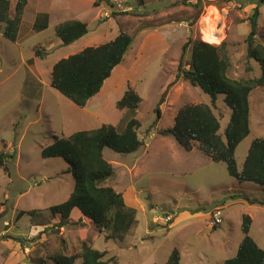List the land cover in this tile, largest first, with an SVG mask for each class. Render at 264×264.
<instances>
[{"label": "rangeland", "instance_id": "1", "mask_svg": "<svg viewBox=\"0 0 264 264\" xmlns=\"http://www.w3.org/2000/svg\"><path fill=\"white\" fill-rule=\"evenodd\" d=\"M27 2L29 11L39 8L51 15L39 14L44 24L48 20V28L20 45L0 35V152L11 155L5 160L7 170L0 168V264L2 260L55 264L57 255L80 254L83 244L105 252L102 261L107 264H166L173 250L180 254V264H223L235 256L243 239V215L251 218L249 236L264 250V206L253 202L262 200L261 187L230 177L226 164L210 161L196 143L188 152L171 135L162 134L172 128L183 105L201 103L211 107L219 133L224 132L230 109L223 96L218 95L212 106L208 95L182 80L173 83L174 77L182 47L193 40L212 45L225 41L229 76L258 78L260 66L246 59L245 44L248 20L258 0H143V6L138 0H126L122 3L130 8L126 13L111 7L112 0ZM258 12L255 39L263 43L264 0ZM71 21L84 23L87 34L61 45L55 30ZM120 33L131 37V46L91 98L88 110L118 131L131 118L138 122L141 146L135 152L122 155L103 150L113 175L102 186L120 193L124 203L136 210L135 223L121 242L105 241V234H99L77 210L70 215L73 224L57 227L49 208L69 197L74 180L67 172V161L40 156L52 137L65 135L66 124L72 120L64 110L60 112L57 97L47 92L52 66ZM190 54L189 48L185 60ZM128 81L141 98L134 111L116 107ZM249 113L250 132L234 154L238 171L253 139H264V88L251 93ZM218 207L222 221L213 226L209 216ZM21 211L32 214L21 216Z\"/></svg>", "mask_w": 264, "mask_h": 264}, {"label": "trees", "instance_id": "2", "mask_svg": "<svg viewBox=\"0 0 264 264\" xmlns=\"http://www.w3.org/2000/svg\"><path fill=\"white\" fill-rule=\"evenodd\" d=\"M26 2L27 0H16L11 16L10 2L0 0V35L6 40L16 41ZM108 4L111 7L115 5L113 2ZM257 4L248 20L250 32L245 44L246 59L255 61L260 66L261 75L258 78L237 80L229 76L231 63L225 41L212 45L207 41L204 43L193 40L182 47L174 77L173 83L182 80L208 95L212 106L218 95L223 96V103L230 109L229 122L224 132L219 133V121L211 107L201 103L183 105L173 119L172 128L162 134L171 135L177 144L188 152L193 143H196L197 149L210 161L225 163L230 177L239 182L260 186L263 198L253 202L264 206V139H253L239 171L234 158L237 145L250 132L251 93L257 88H264V40L261 43L255 39L261 0H258ZM138 5L143 6V0H138ZM86 34V25L78 21L64 23L55 30V35L64 46L72 44ZM131 43L130 36L120 33L110 42L86 47L76 54L60 59L51 69V88L75 106L84 108L87 102L100 92L114 68L123 61ZM189 48L191 54L187 61L185 57ZM35 54L39 56L38 51ZM245 70L250 71L249 68ZM140 103L141 98L134 85L128 81L126 90L116 103L117 109L134 111ZM156 113L159 115V110H156ZM137 128L138 122L134 118L127 121L122 131L112 125L102 124L95 130L78 131L68 137L54 136L52 143L42 149L40 156L43 159L61 158L67 161V172L74 180V189L69 197L63 203L49 208L57 227L73 224L70 215L73 210H77L83 218L90 221L99 234H105V241H123L135 223L136 210L124 203L120 193L102 186V183L113 175L111 164L103 159V150L108 148L122 155L135 152L141 146L136 134ZM9 157L11 155L0 152V168L7 170L5 160ZM24 214L31 215L32 212H20L21 216ZM250 225L251 218L243 215V239L235 256L225 260L223 264H264V250L249 236ZM104 256L105 252L83 244L80 254L69 257L57 255L53 262L74 264L80 260V264H107L102 261ZM166 264H180L178 251H172Z\"/></svg>", "mask_w": 264, "mask_h": 264}, {"label": "crops", "instance_id": "3", "mask_svg": "<svg viewBox=\"0 0 264 264\" xmlns=\"http://www.w3.org/2000/svg\"><path fill=\"white\" fill-rule=\"evenodd\" d=\"M28 1V0H27ZM43 1L39 0L40 4H44ZM14 4L10 3L11 9L13 12ZM28 4V2H27ZM27 4L23 10L21 21L18 29L17 39L14 42L17 45H20V41H24L26 37H31L38 33V31L48 28V20H45V24L38 18L39 14L46 15L47 17L51 15L48 11L40 9L36 10H28ZM13 6V8H12ZM44 6V5H43ZM45 8L49 9V7L44 6ZM125 7V6H124ZM43 8V7H42ZM128 8V7H126ZM130 9V8H128ZM41 16V17H43ZM51 25V24H50ZM51 28V27H50ZM37 30V31H36ZM208 42V41H207ZM85 48V47H84ZM83 48V49H84ZM51 87V86H50ZM47 92L50 91V94L57 97L59 103V109L64 110L65 113L70 117L72 120L66 124L67 129L64 130L65 137L70 136L71 134L78 132V131H89L95 130L99 128L103 122L100 121L99 117L88 110V105L91 103L93 99H90L84 108H79L71 103L68 99L61 96L57 91L53 88H48ZM65 126V125H64ZM62 134V132H61ZM15 254V252H13ZM17 254V253H16ZM1 264H6L5 260H2Z\"/></svg>", "mask_w": 264, "mask_h": 264}, {"label": "built area", "instance_id": "4", "mask_svg": "<svg viewBox=\"0 0 264 264\" xmlns=\"http://www.w3.org/2000/svg\"><path fill=\"white\" fill-rule=\"evenodd\" d=\"M126 0H112L113 4L117 6V9L120 13H126L130 11V9H127L122 5ZM222 221V214L220 208H215L210 216V223L212 225H219Z\"/></svg>", "mask_w": 264, "mask_h": 264}, {"label": "clouds", "instance_id": "5", "mask_svg": "<svg viewBox=\"0 0 264 264\" xmlns=\"http://www.w3.org/2000/svg\"><path fill=\"white\" fill-rule=\"evenodd\" d=\"M218 208H219V207H218ZM213 210H214V209H213ZM213 210H212V211H213ZM211 213H212V212H211ZM210 216H211V214H210ZM210 216H209V219H210ZM219 225H220V224H219ZM213 226H217V225H213Z\"/></svg>", "mask_w": 264, "mask_h": 264}]
</instances>
